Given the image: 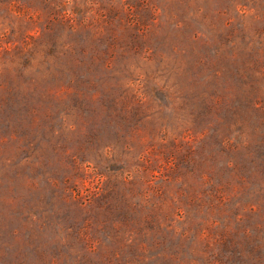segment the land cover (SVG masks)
Listing matches in <instances>:
<instances>
[{
  "label": "rangeland",
  "instance_id": "rangeland-1",
  "mask_svg": "<svg viewBox=\"0 0 264 264\" xmlns=\"http://www.w3.org/2000/svg\"><path fill=\"white\" fill-rule=\"evenodd\" d=\"M0 264H264V0H0Z\"/></svg>",
  "mask_w": 264,
  "mask_h": 264
}]
</instances>
